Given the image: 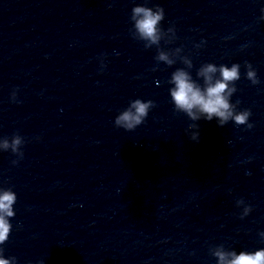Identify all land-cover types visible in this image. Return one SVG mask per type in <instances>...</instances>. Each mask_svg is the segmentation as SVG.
<instances>
[{
    "label": "clouds",
    "instance_id": "obj_1",
    "mask_svg": "<svg viewBox=\"0 0 264 264\" xmlns=\"http://www.w3.org/2000/svg\"><path fill=\"white\" fill-rule=\"evenodd\" d=\"M164 19L165 10L163 7L159 5L154 8L148 7L146 3L136 5L131 10L132 27L129 32L133 39L144 42L145 49L155 46L157 51L155 60L158 64L162 62L171 67L179 60L184 65L171 73L167 83L171 85L169 94L174 111L184 113L193 122L188 125L189 139L199 142L200 131L197 122L202 119L212 121L215 118L220 127L232 121L237 126L245 125L248 129L253 128L254 125L249 123V118L252 115L251 110H238L239 101L231 102V97L238 90L236 82L241 78V65L239 63H232L231 66L203 63L197 69L194 79L190 72L193 62L189 56L181 55L182 47L167 50L161 47L162 41L164 44H171L176 39L174 26L167 30L161 27V22ZM261 19H264V16H261ZM202 44L203 41L195 47L199 48ZM101 67H104L102 59ZM244 68L246 70L245 78L252 85L259 84L257 71L252 64L245 62ZM11 99L16 100L15 90L11 94ZM154 107L155 102L152 100L145 101L140 98L131 100L128 107L115 117L114 124L117 128L132 132L146 121L150 110ZM24 143V137L17 132L11 139L0 138V151L10 150L22 159ZM12 163L16 164L18 160H14ZM16 201L17 195L11 188L0 187V245H4L8 241L12 232L13 225L10 221L16 215L13 207ZM235 203L237 208L242 207L241 219L252 211V207L246 204L243 198H238ZM259 236L264 241V232H260ZM209 253L216 258V264H264V248L255 251L241 250L237 253L234 249H227L224 244H219L210 247ZM0 264H17V258L14 256L5 258L4 249L0 247ZM38 264H43V261Z\"/></svg>",
    "mask_w": 264,
    "mask_h": 264
}]
</instances>
